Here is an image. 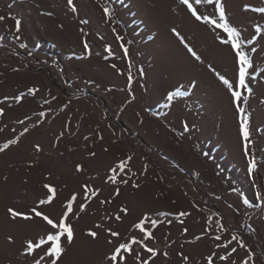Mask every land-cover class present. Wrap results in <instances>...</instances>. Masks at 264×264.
<instances>
[{
  "label": "rangeland",
  "instance_id": "1",
  "mask_svg": "<svg viewBox=\"0 0 264 264\" xmlns=\"http://www.w3.org/2000/svg\"><path fill=\"white\" fill-rule=\"evenodd\" d=\"M190 2L201 15L216 12L214 5ZM222 3L257 49L253 91L244 93L242 104L250 121L249 155L231 93L208 68L235 83L233 53L179 0H73L75 12L68 0H0V146L18 139L0 151V264H34L41 254L22 252L45 223L13 221L8 209L30 214L47 199L45 184L56 188V197L38 210L53 219L73 193L78 211L85 202L83 185L98 190L78 219L69 218L76 240L62 264H111L106 256L116 245L143 238L133 225L145 214L158 221L146 241L158 250L150 264H209V256L214 264H242L249 251V264H264V13L251 10L264 8V0ZM173 27L203 63L191 57ZM177 89L187 95L169 101ZM250 156L257 163L251 173ZM128 157L124 173L118 171L112 182L110 169ZM245 226L255 231L254 243ZM108 228L123 240L110 237ZM89 229L99 239L87 236ZM233 235L246 247L229 244ZM223 244L228 248L217 247ZM233 247L237 251L228 260L219 259ZM137 252L140 261L151 255L133 245L126 264H140Z\"/></svg>",
  "mask_w": 264,
  "mask_h": 264
},
{
  "label": "snow or ice",
  "instance_id": "2",
  "mask_svg": "<svg viewBox=\"0 0 264 264\" xmlns=\"http://www.w3.org/2000/svg\"><path fill=\"white\" fill-rule=\"evenodd\" d=\"M179 3L180 5L186 7L187 11L197 22L210 26L211 29L216 33L217 40L219 41V43L228 46L233 53L237 68L235 83H233V81H231L230 79L226 78L225 75H222L220 72H218L211 64L208 65V68L216 75L218 80L231 93L233 102L239 114L240 131L244 140L245 154L249 155L248 142L250 139V131H249L250 121H249V116L246 114V109L245 107L242 106V104L247 103V100L243 98L244 93L247 92L250 95L253 91V89L250 87V81L253 79L250 70L254 71L252 54L257 51V49L254 46H252L254 44V39H245L242 36L241 29L238 28L237 26H234L230 22L226 14L225 7L222 3V0H194V4L197 6H200L202 4L214 5L216 12L214 15L211 16L207 14L204 15L199 14L197 8L193 6V2H190V0H179ZM68 4L72 6V10L75 12L76 8L75 5L73 4V0H68ZM249 7L250 6H246V10ZM251 10L259 13H264V8H254ZM103 11L107 16L109 17L111 16L110 10L107 7H105ZM3 19L4 17H0V20ZM19 24L20 22L19 20H17L16 21L17 31H19ZM171 31L179 39L180 43L191 55V57L194 58L196 61L203 63L202 57L185 40V37L181 35V33L175 27H173ZM255 31L261 32L262 29L259 25H257L255 27ZM85 48H87V43H85ZM246 48H250V50L246 51ZM124 51L125 54H127V48H125ZM261 72H264V69H261ZM131 79L132 76L131 74H129V80ZM36 91H37L36 89H29V94H34ZM186 95H187L186 91H181L180 89H177L173 92H170L167 96V99L169 101H172L174 97H183ZM14 99L19 101L20 99H22V97L18 96L15 97ZM0 115H3V109H0ZM39 115L45 116L46 114L44 112H41ZM20 123H23V121H20ZM185 128H187L186 123H185ZM26 131L27 129H25V132ZM15 143H18V139L9 140L6 144L0 146V151H4L11 144H15ZM36 147L37 150H39V146L37 145ZM105 151H107V149H105ZM91 155L94 156L95 153H91ZM130 160L131 157H128L125 160H121L116 167L110 169L112 175L109 177V179L112 182L117 181L118 171L119 173H124L125 168ZM256 168H257V163L255 161V158L254 156H250L249 168H248L249 173H251ZM76 171L77 172L83 171V167L81 165H77ZM145 172H146V166H145ZM134 175L135 173H133V176ZM122 182L126 184L127 180L125 179ZM133 186L137 188L139 187L138 184H134ZM44 188L47 189L49 193L47 199L39 200L37 206L30 209V214L20 212L12 208L8 209V213L13 221L17 219L31 221L34 218H39L46 225L44 232L40 234L38 238H36L35 240L28 239L25 241V247L22 252L23 255L36 256L39 251L41 254L38 256V258L34 260V264H42V262L43 264H62V259L67 252L68 246L73 245L76 240V231L73 227V223L70 222L69 218L73 217L74 219H78L79 214L83 213L86 210L89 194L94 197L95 195L98 194V190L96 189L90 190L88 185H83L85 202L79 205L78 211L75 213L73 211V206L77 199V194L73 193V195L63 205L65 210L62 212L59 218L53 219L50 217V215L45 214L44 212L38 210L40 206L51 204L56 197L55 187L49 184H45ZM259 196L260 193H257V197ZM243 202L246 205L252 206L247 199H245ZM101 203H104V201H101ZM128 211L129 210L126 207H122L120 209V212H122L124 215H127ZM179 215L185 216L187 215V213L181 212L179 213ZM109 219H111V217H109ZM115 219L119 221L121 219V216L117 214L115 216ZM157 223H158L157 220L152 219L150 216L145 214L137 223L133 225L134 229L139 230V232L143 234V238L137 239L135 237H132L130 240L126 242L119 243L114 247L111 253L106 256V259L110 261L111 264H126L127 257L133 255V245H138L139 247H142L146 252L150 253L151 255L148 260L140 261V253L137 252L135 253V260L139 261L140 264H150L151 258L158 254V250L148 247L146 241L149 239H153L151 228L156 226ZM95 227L99 229L102 227V225L96 224ZM219 227L220 229H224L225 225L220 224ZM105 231L110 237L119 238L123 240V238L120 236V233L118 231H114L111 228L105 229ZM186 231L187 230L185 229V232ZM85 234L91 237L93 240L99 239V233L97 231H93L89 229ZM215 239L219 241L221 240V237L216 236ZM7 240L9 243L14 242L12 236H8ZM232 241L237 242L241 248L246 247L242 239L239 238L237 235H233L228 243L230 244ZM107 243L112 244L113 241L109 239ZM221 246L224 248H228V244L217 245V247H221ZM236 251L237 249L233 247L231 248V251L228 254L220 256L219 259L228 260L229 256L232 253H235ZM163 255L167 256L168 253L165 252L163 253ZM184 258L187 259V257ZM252 258H253V254L249 251V259H245L244 261H242V264H249V261ZM207 259L209 264H214L213 256H209Z\"/></svg>",
  "mask_w": 264,
  "mask_h": 264
},
{
  "label": "trees",
  "instance_id": "3",
  "mask_svg": "<svg viewBox=\"0 0 264 264\" xmlns=\"http://www.w3.org/2000/svg\"><path fill=\"white\" fill-rule=\"evenodd\" d=\"M245 229L248 230V231H246V230H244V231L252 238V241L254 243L255 231L253 230L252 227H249V226H245Z\"/></svg>",
  "mask_w": 264,
  "mask_h": 264
},
{
  "label": "crops",
  "instance_id": "4",
  "mask_svg": "<svg viewBox=\"0 0 264 264\" xmlns=\"http://www.w3.org/2000/svg\"><path fill=\"white\" fill-rule=\"evenodd\" d=\"M226 47V45H224Z\"/></svg>",
  "mask_w": 264,
  "mask_h": 264
}]
</instances>
